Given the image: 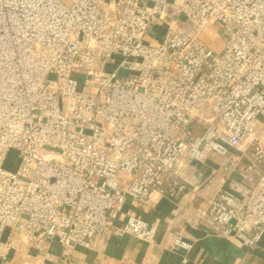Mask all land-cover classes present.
Returning <instances> with one entry per match:
<instances>
[{
  "label": "built area",
  "instance_id": "2783aa9c",
  "mask_svg": "<svg viewBox=\"0 0 264 264\" xmlns=\"http://www.w3.org/2000/svg\"><path fill=\"white\" fill-rule=\"evenodd\" d=\"M212 21L219 51L202 37ZM214 154L238 178L199 220L255 248L264 234V0H0L7 247L43 250L49 240L71 259L109 233L153 240L142 218L116 224L126 200L180 197L187 166Z\"/></svg>",
  "mask_w": 264,
  "mask_h": 264
},
{
  "label": "crops",
  "instance_id": "0c3cea01",
  "mask_svg": "<svg viewBox=\"0 0 264 264\" xmlns=\"http://www.w3.org/2000/svg\"><path fill=\"white\" fill-rule=\"evenodd\" d=\"M207 33L213 41L217 39ZM240 154L229 150L231 156ZM224 160L214 154L204 163L189 164L190 182L178 198L155 192L147 204L126 200L116 224L123 226L131 216L142 218L154 227L153 240L109 233L99 237L92 248H77L67 259L54 241L48 240L43 250L7 247L10 232L6 230L0 232V264H25L27 259L29 264H264V234L257 247H248L239 238L217 234L199 220V209L207 208L220 188L228 189L238 178L223 167ZM177 239L189 246L177 245Z\"/></svg>",
  "mask_w": 264,
  "mask_h": 264
},
{
  "label": "rangeland",
  "instance_id": "374dc122",
  "mask_svg": "<svg viewBox=\"0 0 264 264\" xmlns=\"http://www.w3.org/2000/svg\"><path fill=\"white\" fill-rule=\"evenodd\" d=\"M209 29V30H208ZM206 29V33L203 34V40L213 49H215V51H219L220 48L222 47V39L221 37H219L218 35V31H220V27L218 26V23L212 21L211 25L209 26V28ZM207 31H209L211 36H214L212 38H217L216 40H212L211 37L209 36V34L207 33ZM217 31V32H216ZM216 36V37H215ZM113 68V66H109V69ZM18 161V153L16 151H12L9 155V160L7 163L8 168H12L16 165Z\"/></svg>",
  "mask_w": 264,
  "mask_h": 264
},
{
  "label": "water",
  "instance_id": "95a60500",
  "mask_svg": "<svg viewBox=\"0 0 264 264\" xmlns=\"http://www.w3.org/2000/svg\"><path fill=\"white\" fill-rule=\"evenodd\" d=\"M196 163V162H195Z\"/></svg>",
  "mask_w": 264,
  "mask_h": 264
}]
</instances>
